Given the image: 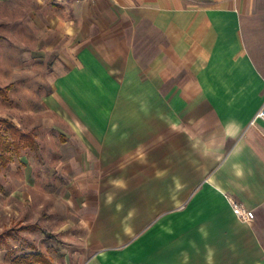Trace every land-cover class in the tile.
Listing matches in <instances>:
<instances>
[{
	"label": "crops",
	"instance_id": "crops-1",
	"mask_svg": "<svg viewBox=\"0 0 264 264\" xmlns=\"http://www.w3.org/2000/svg\"><path fill=\"white\" fill-rule=\"evenodd\" d=\"M0 33L58 143L47 201L10 212L101 243L88 264H264V0H0Z\"/></svg>",
	"mask_w": 264,
	"mask_h": 264
},
{
	"label": "rangeland",
	"instance_id": "rangeland-1",
	"mask_svg": "<svg viewBox=\"0 0 264 264\" xmlns=\"http://www.w3.org/2000/svg\"><path fill=\"white\" fill-rule=\"evenodd\" d=\"M2 34L0 33V37ZM0 44V89L5 90L7 86L12 85L7 97L0 92V119L11 121L16 118L24 126V122L28 121L29 128L37 126L35 131L40 132H27L35 140L31 147L21 143L18 149H0V184L4 186L0 191V233L8 228H16L19 222L31 221L38 223L52 235L49 237L42 232L33 231L24 232L9 240H0V264H39L32 258L36 252L44 254L50 260L49 264H88L96 254L105 249L101 243H96L95 247L88 246L89 242L77 232L57 233L60 220L47 218L49 215L46 210L34 207L31 210L12 209L10 212V207L24 204L25 196L27 202L34 204L47 201L48 196L43 195L41 191L51 177L42 176L40 172L41 169L49 172L55 168L58 143L53 138H47L49 135H41L42 131L39 130L43 117L47 116L37 111L41 106V94L45 91L40 89L41 66L10 64V49L3 47L8 43L0 40ZM9 134L7 126L0 123V141L8 142ZM15 187H20L27 194L20 192L12 195L10 190ZM107 259L101 257L102 261H96L94 264H104ZM117 261L119 263V260Z\"/></svg>",
	"mask_w": 264,
	"mask_h": 264
},
{
	"label": "trees",
	"instance_id": "trees-1",
	"mask_svg": "<svg viewBox=\"0 0 264 264\" xmlns=\"http://www.w3.org/2000/svg\"><path fill=\"white\" fill-rule=\"evenodd\" d=\"M11 90V85L7 86L5 90H1L0 92L3 94L4 97L8 96V92ZM0 123L7 126L8 130L10 131L9 138L10 140L8 142H1L0 141V149L8 151L10 147H13L14 149H18L19 146L24 144V146H33L35 143L34 138L26 132H23L20 130L18 126H16L13 122L7 120V119H0ZM1 188V186H0ZM27 230H42L39 225H33V224H27V225H19L18 228H11L6 229L0 234V239H7L11 236H14V234H19L22 231ZM33 261L43 264H49L50 262L46 259V257L43 254L36 253L33 255Z\"/></svg>",
	"mask_w": 264,
	"mask_h": 264
},
{
	"label": "built area",
	"instance_id": "built-area-1",
	"mask_svg": "<svg viewBox=\"0 0 264 264\" xmlns=\"http://www.w3.org/2000/svg\"><path fill=\"white\" fill-rule=\"evenodd\" d=\"M262 119L264 120V107L260 110V112L257 114L255 121ZM254 121V122H255ZM233 212L235 214V216L243 221V222H251L255 220V212L252 210H249L247 208H245L244 206L237 204V203H233Z\"/></svg>",
	"mask_w": 264,
	"mask_h": 264
}]
</instances>
